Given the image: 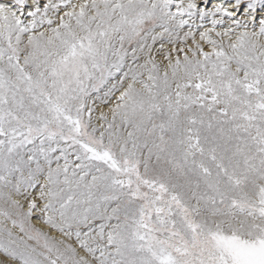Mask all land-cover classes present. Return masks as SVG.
<instances>
[{"label": "snow or ice", "instance_id": "snow-or-ice-1", "mask_svg": "<svg viewBox=\"0 0 264 264\" xmlns=\"http://www.w3.org/2000/svg\"><path fill=\"white\" fill-rule=\"evenodd\" d=\"M0 264H264V0H0Z\"/></svg>", "mask_w": 264, "mask_h": 264}]
</instances>
